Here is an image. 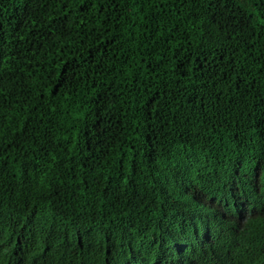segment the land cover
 <instances>
[{
  "label": "trees",
  "instance_id": "1",
  "mask_svg": "<svg viewBox=\"0 0 264 264\" xmlns=\"http://www.w3.org/2000/svg\"><path fill=\"white\" fill-rule=\"evenodd\" d=\"M11 44L0 197L75 211L112 248L93 264L148 257L166 232L140 219L168 220L155 196L175 195L178 169L212 166L222 199L264 182V0H0Z\"/></svg>",
  "mask_w": 264,
  "mask_h": 264
},
{
  "label": "clouds",
  "instance_id": "2",
  "mask_svg": "<svg viewBox=\"0 0 264 264\" xmlns=\"http://www.w3.org/2000/svg\"><path fill=\"white\" fill-rule=\"evenodd\" d=\"M15 46L0 47L2 78L7 68L15 66L6 54ZM215 172L209 165L201 168L203 179H187L178 169L170 189L175 195L155 196V201L163 200L168 206V220L149 212L138 226H162L166 235L148 249V257L116 256L115 264H264V182L259 187L236 185L230 197L222 199L203 184ZM189 180L195 184L189 185ZM43 195L40 201L52 200L47 193ZM10 200L0 197V264H93V252L112 254L111 246L78 231L73 224L75 211L41 209L30 201ZM227 222L233 224L234 238L225 233Z\"/></svg>",
  "mask_w": 264,
  "mask_h": 264
},
{
  "label": "bare ground",
  "instance_id": "3",
  "mask_svg": "<svg viewBox=\"0 0 264 264\" xmlns=\"http://www.w3.org/2000/svg\"><path fill=\"white\" fill-rule=\"evenodd\" d=\"M200 203L198 202V205H199ZM200 206H203V204H200Z\"/></svg>",
  "mask_w": 264,
  "mask_h": 264
},
{
  "label": "water",
  "instance_id": "4",
  "mask_svg": "<svg viewBox=\"0 0 264 264\" xmlns=\"http://www.w3.org/2000/svg\"><path fill=\"white\" fill-rule=\"evenodd\" d=\"M200 202V201H199Z\"/></svg>",
  "mask_w": 264,
  "mask_h": 264
}]
</instances>
